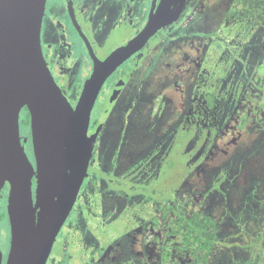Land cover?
Returning a JSON list of instances; mask_svg holds the SVG:
<instances>
[{
    "label": "rangeland",
    "instance_id": "rangeland-1",
    "mask_svg": "<svg viewBox=\"0 0 264 264\" xmlns=\"http://www.w3.org/2000/svg\"><path fill=\"white\" fill-rule=\"evenodd\" d=\"M210 1L212 0L201 1L205 4L203 9H199L202 12L201 16L208 14L205 7L211 3ZM222 1L227 3L229 0ZM240 1L243 2L244 0ZM256 1L259 8L254 17L259 14L258 19L262 15L259 11L264 8V0ZM254 3V0H249V5ZM51 4H54V0ZM244 9L247 10L243 15L244 19H246V16L249 18L250 7L245 6ZM216 11L213 17L214 20L219 18L221 14L219 9ZM255 11L256 9L252 12ZM142 17L143 11L141 9L135 19L136 25H140ZM213 22L211 21V23ZM260 23L262 26H258L257 23L255 25L253 21L248 23L238 22L231 30L224 31L222 35L221 32L211 38L209 48L203 51V58L210 67V74L204 77L212 84L223 88V90L227 87V82L235 83L237 85V95H239L241 102L229 106L226 111L225 109L222 110L224 113L221 111V114L217 115V119H223L222 130L218 133L220 127L218 122L214 123L213 130L210 129L214 135L218 133V142H215V139L217 140L216 136L210 139L214 142L204 140V142L209 143V145H206L207 147L211 145L216 147L214 149L211 146L210 153L205 158H201V154L198 152L200 142H196L200 140L201 136L202 128L200 125L194 133H191V138L195 142L186 148L192 151L195 144H197V154L190 160L191 164H196L193 169L190 168L187 176L174 190L176 206H183L187 211L197 210L215 220L218 242L212 264H264V41L262 40V43L256 45L257 39L261 36L255 30L258 27H264V19ZM225 24L229 26L228 23L225 22ZM118 40V37L108 40L105 49L110 48L111 44ZM185 49V51H182L183 48L176 47V45L165 46L162 49L166 52L173 51L174 56L171 59L180 60L177 65L180 66L178 72L173 70V74L171 72L166 73L168 78H172L170 80L173 83L169 82L166 85V77L161 82V85L164 86L159 89H164V93L155 95L156 84L160 77L159 68V71H154L155 73L148 77L145 85L146 91L145 87L142 90L143 84L132 85L112 109L108 124L93 150L90 164L94 162V167L92 170L89 169L90 176L88 175L84 181L78 196V203L81 201L78 206L81 203L82 205L77 217L83 222L85 220L89 221L87 223H90L93 227L91 229L87 228V230L93 229L94 236L91 232L89 234L88 231H85L82 222L81 224L72 223L70 225L69 220L71 218L64 225L63 232L61 231L63 235L73 224H75V228L78 225L76 229L73 228L75 233L72 232L71 238L75 241L73 249L79 252L80 255L78 256L82 258L83 262L90 258L89 255H96L98 251L94 246L96 239L101 244L107 243L110 239L123 233L121 236L123 247L126 245L129 248H126L121 259L115 264H186L187 257L185 254L175 249L171 250V247L178 246V243L176 241L169 242V238L164 240V230L161 228L146 223L147 225L143 229L138 230L139 237L135 241L136 248L130 251L132 249L130 246L134 244L128 243L125 239L126 231L130 229L128 222L130 215L118 213L117 211V215H121L116 218V213H108V209L103 211L97 207L94 210L95 214L89 210L94 207L91 206L92 203L95 206H98L100 201L103 204L105 202L108 204L109 201L107 202L108 198L106 196L109 194H107L106 188L109 185L107 181L114 182L113 175L119 176L117 183L119 181L125 183V180L135 175L131 178L133 186H137L133 192L141 195L150 190L149 187H144L150 181L162 180V173L157 174L162 162L161 157L173 142H175L174 144L180 142V138H175V135L178 131L177 128L182 129L185 119L183 120L184 113L181 112L182 106H179V104L181 100L187 99L186 93L191 88L193 82L191 78L195 74L193 69L199 68L201 64L200 54H198L196 48L187 46ZM104 50L100 52L103 53ZM188 54L189 56L193 55L194 59L188 58ZM122 69L116 72L112 79L113 82H117L121 77ZM67 74H69L67 89L61 91H64V96L68 100H76V95L82 85L81 81L88 75L85 62L81 59L74 60ZM185 76L187 78H184ZM252 85L254 91L250 90ZM166 86L167 89L172 91L176 88L179 89L177 92L171 91L172 93L167 95V100L164 99L166 98ZM249 91L255 102L250 96L246 101ZM229 98L230 102L236 99V97L233 100L232 97ZM188 100H190V97ZM246 113L252 119L247 125L242 123V120L246 119ZM155 127L159 130L155 131ZM243 127L245 128L243 129ZM242 130L252 136L249 134L241 136ZM247 138L253 139L250 144H248ZM241 139H243L242 142H240ZM230 148L235 149L231 151ZM204 150L205 146H202L201 151L204 152ZM171 152L172 150L168 158L171 157L174 161L176 160L177 166L180 162L183 163L188 159V153H183L184 151L173 156H171ZM221 155L225 157L222 158ZM131 167L133 173L130 176ZM104 170L107 172V174L104 173L106 175L101 173ZM180 172L177 169L174 172L172 171L170 181H167L168 184L169 182L174 184ZM145 179L147 180L145 181ZM109 188L110 193L113 194V189ZM99 190L103 194L98 195ZM130 190H133V188ZM141 195L136 196V202H144ZM145 210L147 211L143 214L142 211L132 214V221L134 219L135 222L142 220L143 216L148 213L149 207L147 206ZM152 211L153 208L150 212ZM102 218H106V220ZM157 218L158 216L155 217V219ZM81 237H83V241ZM85 239L87 242H85ZM132 239L136 240L134 237ZM91 240L93 241L90 244ZM5 244L6 239L0 228V246ZM131 252L134 258L129 261L127 260V253L130 254ZM110 260H112V257L107 259L105 264H112L108 262ZM82 261H78L76 264H82ZM122 261H125V263H122ZM56 263L60 264V262L52 264ZM62 264L71 263L67 261Z\"/></svg>",
    "mask_w": 264,
    "mask_h": 264
},
{
    "label": "flooded vegetation",
    "instance_id": "flooded-vegetation-1",
    "mask_svg": "<svg viewBox=\"0 0 264 264\" xmlns=\"http://www.w3.org/2000/svg\"><path fill=\"white\" fill-rule=\"evenodd\" d=\"M52 1L53 0H46L41 26L42 51L52 78L61 91L63 89H67V81L69 78V74H67V71H69V69L71 68V64L74 62V60H83L85 62L86 68L88 69V75L86 76V78H84L83 81H81L82 85L80 91L76 95V100L70 101L65 96V98L73 106H75L77 103L84 82L88 77L91 76L93 72V60L89 54L90 48L99 60H105L113 51L126 46L140 32H142L148 25L149 21L154 18L159 8L164 7L166 13L170 17V20L164 22L160 26V28L156 30V32L147 40V42L141 49L130 55L121 65L116 68V70L109 76V78L102 86L92 109L88 127V136L93 137L94 139L92 154L96 143L99 141L100 136L102 135L105 127L108 124V119L110 114L112 113L114 105L123 95L126 94L125 92L128 90V88H130L134 84H143L142 90H144L148 77L152 73H155L154 71H159V68L160 77L156 84L155 95H157V93H164V89H159L164 86L161 85L164 77H166L167 79L165 82L166 85L169 82L173 83V81L170 80L172 78H168L166 73H172L173 70L178 72L180 70V66L177 65L179 64L180 60L177 61L171 59V57L174 56L173 51L166 52L165 50H162L165 46L171 47V45H176V47H182V51H185V47L188 46L190 48H196V51H198V54H200L199 60L201 61V64L199 68L193 69L195 74H193V77L191 78V80L193 81L191 84V88L189 87L190 90L188 93H186L187 99L185 98L184 101L178 100L180 101L179 106H182L181 112L184 113L183 120H185L183 122L182 129L177 128L178 131L175 135V138H180V142H177L176 144H174L175 142H173V144L167 149L166 152H164L163 156L161 157L162 162L157 174L162 173V180H159L157 182L150 181V183L146 184L144 187H149L150 190L147 191V193H145L144 195L138 193L135 194V192L133 191H135L137 186H133V182L131 181V178L135 176H131L133 173V169L131 167L132 171H130L129 174L131 177L130 179L125 180V183H122L123 181H119V183L116 182L119 176H110L111 178H115V181H107L109 185L106 188V192L107 194H109L108 196H106L108 198L107 202L109 201L108 204L106 202L103 204L99 200L100 203H98V206H95L92 203L91 206L94 207H91V209H89L93 212V214H95L94 210L97 207L103 211L104 209H108V213H116V218H119V216L121 215H117V211L118 213H126V215H130V219L128 221L130 229L126 231L127 235L125 236V239H127L128 243L134 244L133 246H130L132 248L130 249V251H132L133 248H136L135 241H137L139 237L138 230L143 229V227L147 225L146 223L153 224L154 227L164 230V240H167V221H165V219H163V217L161 216L162 209H155V201L153 199V195L156 193L157 195H165L170 187L173 188L172 193L174 194V190L184 179V177L187 176L190 168L193 169V167H195L196 163L191 164L190 160L197 154V144H195V147L193 148L194 150L192 151H189L186 148L187 146L193 145V142H195V140L191 138V133H194L200 125V127L202 128L200 132L201 136L199 138L200 140H197L196 142H200L198 152L201 154L202 159L205 158L206 155L210 153V147L213 145L207 147L206 145H209V143L204 142V140H208V142H214L210 139L216 136L217 140L215 139V142H218V133L222 130L223 119H217V115L221 114V111L224 109L226 111L229 106L236 105L237 103L241 102L239 95H237V85L235 83L227 82V87L223 90V88L212 84L204 77L210 74V67L203 58V51L209 48L211 38L221 32L222 35L224 31L231 30L233 26L238 22L243 21L248 23L250 21H253L255 25L257 23L258 26H262L260 22L262 19H264V8L259 11V13H262V15L257 19V16L259 14L254 17V14L258 13L259 8L258 2L256 0H254L255 3L252 5H249V0H244L243 2H241L240 0H229L227 3L223 2L222 0H212L210 1L211 3H209L205 7L208 10V14L202 16V12L199 10L203 9V7L205 6L204 2L201 3L202 0H185L182 5L179 1H173L170 5L168 1L167 4L161 5L162 0H54V4H51ZM245 6L250 7L251 9V12L249 13L250 19L247 16L246 19H244L243 17V15H245V12L247 11L246 9H244ZM141 9L143 11V17L141 19L142 22L140 23V25H136L135 19L137 18V15ZM217 9H219L221 14L219 18L214 20L213 17L217 12ZM254 9H256V11L252 12ZM238 18L240 20H236ZM234 20L236 21V23ZM211 21L214 22L211 23ZM225 22L228 23L229 26L226 25ZM255 30H257L258 34L261 36L259 39H257L256 45H258L259 43H262L264 41V27H258ZM113 37H118L119 40L113 42L110 48L105 49L107 41ZM101 45L104 46L102 47ZM100 49L105 50L103 53H101ZM258 49L260 48L258 47ZM193 57L194 56L191 55L188 58L194 59ZM121 68H123V71H121L122 75H120L121 77L117 80V82H113L112 79L114 75ZM184 78H187V76H185ZM252 87L253 85L251 86V88ZM178 90L179 89L177 88L174 91L170 89L165 90L166 98L164 99L167 100V95L169 93L177 92ZM250 90H253V88ZM200 91L206 94H211L213 96L215 105L212 108L201 105V98H204V94H201ZM63 92L62 94L64 95ZM249 96L255 102V99L250 94V91L247 93L246 101H248ZM189 97L190 100H188ZM229 97H232V100L235 97L236 99L230 102ZM189 102L192 103L190 104ZM222 112L224 113V111ZM25 114L26 113L24 107L21 110L19 116L20 136L21 139H26L25 152L34 169L36 170V163L32 147L30 117L28 115L29 123L26 124L24 122ZM245 118L246 119L242 120V123L245 125L252 121L248 113H246ZM201 120L203 123L201 122ZM224 120L226 119L224 118ZM216 122H218V126L220 127L218 133L214 135L212 130L215 127L214 123ZM211 128L212 130H210ZM244 128L245 127H243V129ZM161 129L163 130V128ZM154 130L156 131L159 129L155 127ZM247 134L251 135L250 133H246V131L244 130L241 136ZM247 140L249 142L248 144H250L251 140L253 139L247 138ZM242 141L243 139L240 140V142ZM202 146H205L204 152L201 151ZM171 147V156H173L174 154H179L181 151H184L183 153H188L190 155V157L188 156V159H186L185 164L181 162L178 164L177 170H180L181 172L178 174L177 180L173 185H170V182L169 184L167 182L168 180L170 181L172 171L174 172V169H171L170 167V161L172 159L171 157L168 158V156H170ZM213 147L214 149L216 148L215 146ZM233 149L235 148H230L231 151H233ZM220 157L223 158L225 156L221 155ZM90 162L88 166L87 176L85 177L84 181L86 180L88 175L90 176L89 169L92 170L94 167V162L91 164ZM174 162L177 165L176 160ZM136 172H138V170ZM101 173H103V175L107 174L105 170ZM146 180L147 179H145V181ZM35 187L36 186L34 184L32 186L33 196L35 194ZM109 187L113 189V194L110 193L111 190ZM131 188H133V190H130ZM100 190L97 193L98 195L103 194ZM8 195V185L5 184L0 190V228L2 229L5 236L6 244L4 246H0V264H6L10 250L11 229L7 213ZM138 195L143 196L144 202H136L135 198ZM80 202L81 201H79L78 203L77 198L72 211L70 212L68 218L66 219L57 235L46 264H52L55 262H60V264H62L63 262L67 261H70L71 264H76V262L82 261V258L78 256L80 255L79 252L73 249V245L75 244L74 239L71 238L72 232H74L73 228L76 229L78 225L75 228V224H81L82 222V226L87 232V228L91 229L93 226L90 223H87L89 221L85 220V222H83V220H80L77 217L79 209L82 205L81 203V205L78 206ZM174 203L176 202L174 201ZM147 206L149 207V211L142 218V214L147 211L145 210ZM152 208L153 211L150 212ZM137 211H142V220L140 219L138 222H135V219L132 221L131 215L136 213ZM157 216L158 218L155 219V217ZM102 219L106 220V218ZM68 220L70 225L72 223L75 224H73L70 229H68L62 235L63 227ZM153 221H157L158 225H155ZM92 231L93 229L88 231L89 234L90 232L92 233ZM122 234H119L115 238L110 239L107 243L102 244L101 242H97L96 239V242L94 243V246H96V248L98 249L96 255H89L90 258L86 262L82 261V264H105V261L111 257L112 260L108 261L109 263L115 264L116 262H118L127 248L126 245L123 247V240H121ZM133 237L136 240H133ZM81 239L83 241V237H81ZM92 241L93 240L90 241V244L92 243ZM85 242H87L86 239ZM79 243L81 244L82 242ZM127 254V260L130 261L131 258H134L132 252L130 254ZM122 263H125V261H122Z\"/></svg>",
    "mask_w": 264,
    "mask_h": 264
},
{
    "label": "water",
    "instance_id": "water-1",
    "mask_svg": "<svg viewBox=\"0 0 264 264\" xmlns=\"http://www.w3.org/2000/svg\"><path fill=\"white\" fill-rule=\"evenodd\" d=\"M168 1L182 5L185 0H162L161 5ZM45 5L46 0H0V190L8 185L11 229L6 264H46L87 176L94 142L88 127L102 86L170 20L164 7L159 8L142 32L105 60L89 47L93 72L73 106L43 55ZM24 107L30 117L36 170L25 152L26 139L20 136Z\"/></svg>",
    "mask_w": 264,
    "mask_h": 264
},
{
    "label": "trees",
    "instance_id": "trees-1",
    "mask_svg": "<svg viewBox=\"0 0 264 264\" xmlns=\"http://www.w3.org/2000/svg\"><path fill=\"white\" fill-rule=\"evenodd\" d=\"M200 93L202 94L203 92L200 91ZM203 94L204 98H201V105L212 108L215 105L213 96L211 94ZM25 113L24 122L28 124L29 114L26 108ZM187 156L190 157L189 154ZM185 161H183L184 164L186 163ZM170 167L174 171L177 169L173 159L170 161ZM170 185L173 184L171 183ZM172 190L173 188L170 187L165 195H157V193L153 195L155 209H162L161 216L167 221L166 236L169 238L168 241H176L178 243V246L171 247V250L175 249L185 254L187 257L186 264H212L218 242L215 220L197 210L187 211L183 206H176ZM154 223L158 225L157 221ZM168 254L170 255V253Z\"/></svg>",
    "mask_w": 264,
    "mask_h": 264
}]
</instances>
